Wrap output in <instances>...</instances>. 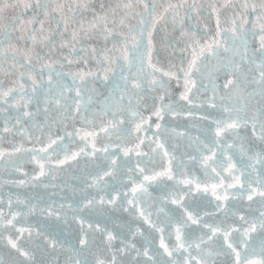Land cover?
Segmentation results:
<instances>
[{
  "label": "snow or ice",
  "instance_id": "obj_1",
  "mask_svg": "<svg viewBox=\"0 0 264 264\" xmlns=\"http://www.w3.org/2000/svg\"><path fill=\"white\" fill-rule=\"evenodd\" d=\"M205 16L214 18V31L208 23L201 26ZM159 26L166 35L158 48L154 33ZM177 31L179 36H173ZM257 37L259 44L254 46ZM161 50L168 52L166 64L157 58ZM177 52L181 56L173 63L171 57ZM57 53L60 58L53 59ZM0 60L9 61L6 67L12 71L8 74L19 77L6 90L0 83V101L8 105L11 99L17 110L12 128L20 125L18 135L41 142L27 131L25 118L33 122L43 103L46 119L34 126L48 141L38 150L25 149L23 144L10 151L0 148V160L7 155L11 161L17 154L34 159L39 170L32 179L38 183L49 176L53 160L56 165H70L81 156L99 153V158L110 161L103 170V177L109 179L98 174L89 185L99 190L98 198L81 189L80 201L67 205L79 224L75 245L65 249L41 228L27 224V216L35 210L28 201L16 200L27 204L26 213L5 215L0 210V242L15 253L12 264H37L41 248L37 241L65 250V264H124V257L132 253L131 264H140V257L147 258L144 264H219V258L223 264H264V237L260 259L253 258L257 251L250 243L258 228L264 233V211L251 205L245 210L229 206L233 200L252 202L256 197L264 209V0L207 4L197 0H169L167 4L110 0L105 4L101 0L98 5L95 0H0ZM65 64L71 66L67 72L62 70ZM5 70L0 65V71ZM221 75L223 83H218ZM174 85L182 88L176 99ZM145 99L152 102L147 116ZM33 104L35 113L27 110ZM166 116L198 119L207 122V127L194 123L192 128L200 134L193 136L187 129H169ZM77 119L86 127L76 128ZM153 127L155 132L149 137ZM112 136L119 142L112 141ZM171 137L182 138L184 145L170 143ZM77 138L84 146L72 151L71 143ZM98 138L109 143L98 148ZM133 139L137 141L134 147L124 146ZM255 141L260 151L254 148ZM121 149L124 157L135 156L134 166H128L130 159L117 163ZM197 164L200 176L192 171ZM118 167L130 183L117 180ZM154 191L160 195H153ZM196 195H210L216 201L214 208L201 212L194 207ZM169 204L174 206L170 211L166 210ZM64 207L60 205L61 210ZM106 209L123 210L147 227L113 221L120 229L113 232L81 215L103 214ZM45 211L68 223L67 211ZM192 226L198 235L194 236ZM4 233L9 234L5 237ZM97 234L105 237L103 249L94 247ZM157 235L159 247L153 250ZM137 236L143 238L139 248ZM165 253L169 260L163 259ZM0 264L5 261L0 259Z\"/></svg>",
  "mask_w": 264,
  "mask_h": 264
},
{
  "label": "water",
  "instance_id": "obj_2",
  "mask_svg": "<svg viewBox=\"0 0 264 264\" xmlns=\"http://www.w3.org/2000/svg\"><path fill=\"white\" fill-rule=\"evenodd\" d=\"M101 2V0H95L96 5H98ZM105 4L109 3L110 0H103ZM169 0H161L162 4H167ZM172 2H176V0H172ZM191 2V0H189ZM198 3H210L215 2V0H197ZM159 11H162L163 9H158ZM85 15H88L87 13ZM204 23H208L212 30L214 31V18L209 19L207 16L201 21V26ZM160 30L154 33V40L157 44V47L159 48L161 44L165 43L164 37L166 35V32L163 28V26H159ZM202 30V29H201ZM167 31L171 33V26H168ZM173 36H179V31L172 33ZM97 44V47H100L101 44L99 42H93ZM254 46H258L259 39L256 38L255 41L252 42ZM182 46V45H181ZM65 55H67V50H64ZM184 56L187 55V53L183 54ZM181 53L177 52L176 57H171L172 62L176 63L177 57H180ZM59 54L53 56V59H59ZM157 58L161 61V64H166L167 59L169 58L168 52L161 50L157 53ZM9 61L6 60H0V65L5 67V71H0V83L3 84L4 89L6 90L9 87H13V81L18 80L19 77L17 75H10L8 74L9 71L7 69V64ZM71 66L65 64V67L62 69L64 72H67L70 69ZM74 70V69H73ZM46 75V74H45ZM223 75L219 77L218 83H223ZM71 82L70 80L68 81ZM101 92L106 93V89L102 86H99ZM182 90V88L173 86V99L178 98L179 92ZM221 91H223L221 89ZM211 93H208L210 95ZM101 102L103 101V97H100ZM145 103L148 105L147 110L144 111V115L147 116L149 114V111L152 106V102L149 99H145ZM183 103V102H182ZM12 105L11 99H9V104L5 105L3 101H0V108H6V112H0V148L4 150H11L12 147H18L21 144H23L25 149H32L36 148L37 150L43 147L47 144V136H41L40 132L36 129L34 126L35 123H39L40 125L44 124V121L46 119L44 113H43V103H41L40 113L36 114L35 119L33 122L29 123L27 121V118H25V123L27 126V131L34 137L39 138L41 142H36L34 139L30 140L28 139L23 133H20L19 135L17 132L20 130V125H16L15 128H12V125L15 124V120L13 117L17 115V110ZM100 105L94 104L92 107H99ZM28 111L36 112L35 104L30 105L27 109ZM188 110H193L189 107ZM197 114V116L200 114L199 110H194ZM130 119V117H129ZM8 121L7 124L5 121ZM155 122V117H153V124ZM194 123H199L200 128H206L207 122L199 121L189 119L186 116H180V117H171L166 116L165 117V124L169 129L175 128L177 131L183 132L185 129L190 131L193 136L199 135L200 133L192 128V125ZM5 127H9L11 131L4 132L3 129ZM75 127L81 128L86 127V125L82 124L79 119L75 121ZM89 130H95V129H89ZM47 131V129H45ZM69 131H71V128H69ZM155 132L154 127L149 130L148 135L151 137L153 133ZM63 134L62 132L60 133ZM103 136V134H101ZM135 136V133L133 132V137ZM203 139V136H201ZM112 141H117L116 136L111 137ZM161 139H164L162 137ZM66 143L69 142V138H66ZM170 143H179L181 146L184 145L185 141L180 138L177 139L175 137H171L169 140ZM109 141L107 139L98 138L97 140V147L101 148L104 145L108 144ZM137 143L133 139L132 143L126 144L124 146L126 147H134V145ZM83 143L79 141V138H77L76 142L71 143V150L77 151L79 148L83 147ZM254 148L257 151L261 150V146L258 141L254 142ZM91 145H89V148ZM110 151H115V149H110ZM143 151H148L147 148H143ZM118 155L120 156V160L117 161L118 164H123L125 160L130 159L131 163L128 164L129 167L134 166L135 164V156L133 155L131 158H126L123 156L122 149L118 152ZM177 155H180L179 152H177ZM60 159L63 158V155L61 154L59 156ZM186 159V157H184ZM100 165V167H97V165ZM110 165V161H104L102 158H99V153L97 154V157H84L81 156L78 159V162H70V165H56L55 160L52 161V171L49 173V176L47 178L41 177L40 181L37 182L32 179L33 176H35L38 173L39 166L35 163V160L25 156L24 154H17L12 158L11 161H9L7 155L4 157V159L0 160V210H2L5 215L9 211H21V212H28V206L27 204L21 203L17 204L16 200L17 197L22 201H28L30 204L35 206V210L30 213L27 216V224L35 225L36 227L41 228L43 231H45L48 235L52 236L54 239L58 240L60 243L64 244L65 249L71 245L76 244L77 236L79 234V224L77 221L72 219L73 213L67 209V205L69 203L75 205L78 203L81 199V189H85V192L89 196H97L98 198V189L93 185L89 187V185H92L93 178L96 177L98 174L100 177L104 180H108V177H103V170L107 169V166ZM143 167V165H141ZM166 166V165H165ZM191 168L192 166L189 165ZM258 169L260 168V165L256 166ZM45 168H48V164H45ZM159 170V168H157ZM251 169H248L250 171ZM192 171L195 173L196 176H200L202 174V169H200L199 165L197 164L195 168H192ZM27 173V176L24 174ZM138 175V173H137ZM54 177V178H52ZM116 177L117 180H123L125 183H130L128 181V176L121 171V169L118 167L116 169ZM25 181L24 184H21L20 181ZM14 182V183H13ZM110 183H116V181H110ZM47 185V187H45ZM232 190H230L231 193ZM104 192H99V195H104ZM153 195L159 196L160 193L158 191H154ZM11 198L12 205L11 208L8 206V200ZM193 206L199 207L200 211H211L216 201L214 198H212L210 195L207 197H203L200 195H196L193 198ZM64 205V209H60V205ZM251 205L253 209L264 211V209H260L258 198L254 197V200L252 202L247 201L244 199L243 201L236 202L233 200L230 202V207L235 206L240 208L241 210H245ZM174 206L173 205H167L166 210L170 211ZM45 210H52V211H61L62 214L64 211L68 212V223L65 224L63 218L57 219L55 216H50L47 214ZM153 212H155V209H152ZM84 217H86L90 222L93 223H102L104 226H106L110 231L116 232L120 231L119 228L114 226L113 221L116 222V224L119 225H126L128 223H131L133 228H135L136 225L141 224L138 220H133L131 216L127 212H124L123 210L120 211H113L110 209H106L103 214L100 213H82ZM245 215H249V213L245 212ZM256 216L259 215V211H256ZM217 219H220L221 216L218 215L216 217ZM205 220L208 222H211V219L208 217H205ZM25 224L24 226H27ZM141 227L146 228V225H142ZM192 231L194 236L198 235L199 233L196 230V226H192ZM9 233H4L5 237ZM252 240L250 243L256 248L257 255L253 258L260 259L259 253V245L261 242V238L264 237V233H262L259 228L257 229L256 233L251 234ZM105 237L100 236L97 234L95 245L97 249H103V241ZM174 239V236H173ZM137 247L139 248L141 243H143V238L140 236H137L136 241ZM37 243L41 244V248L37 251V264H65L68 253L65 250H62L59 248V246L56 249H52L50 247H46L42 241H37ZM119 246V243L117 242V245ZM159 247V238L157 235V238L155 240V243L152 245V249ZM161 252L163 250L161 249ZM150 254H152V250H150ZM175 255V254H174ZM135 256V253H132V257ZM132 257H124V264H131ZM15 258V253L11 250H9L3 242H0V259H3L5 261V264H12V260ZM103 258V257H101ZM83 259V257H81ZM140 260V264H144V261L147 259L146 257H140L138 258ZM161 257H157V260L159 261ZM163 259L169 260L170 258L167 257V254H163ZM219 264H223V258H219Z\"/></svg>",
  "mask_w": 264,
  "mask_h": 264
}]
</instances>
